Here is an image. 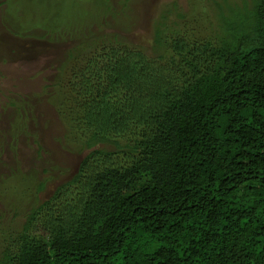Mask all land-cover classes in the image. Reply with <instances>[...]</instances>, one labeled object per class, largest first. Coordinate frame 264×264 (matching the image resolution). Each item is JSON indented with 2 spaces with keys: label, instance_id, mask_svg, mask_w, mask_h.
<instances>
[{
  "label": "trees",
  "instance_id": "1",
  "mask_svg": "<svg viewBox=\"0 0 264 264\" xmlns=\"http://www.w3.org/2000/svg\"><path fill=\"white\" fill-rule=\"evenodd\" d=\"M214 4L204 37L175 1L148 49L84 35L62 116L113 148L31 208L0 264H264V0Z\"/></svg>",
  "mask_w": 264,
  "mask_h": 264
},
{
  "label": "rangeland",
  "instance_id": "2",
  "mask_svg": "<svg viewBox=\"0 0 264 264\" xmlns=\"http://www.w3.org/2000/svg\"><path fill=\"white\" fill-rule=\"evenodd\" d=\"M171 1L187 12L196 36L219 30L214 0H0V256L15 247L31 208L64 188L90 149L113 148L81 147L83 135H70L62 116L63 106L76 107L70 84L84 35L148 49L155 29L175 17L160 18ZM251 1L227 3L243 11ZM188 24L176 19L166 28ZM154 51L168 55L164 47Z\"/></svg>",
  "mask_w": 264,
  "mask_h": 264
}]
</instances>
